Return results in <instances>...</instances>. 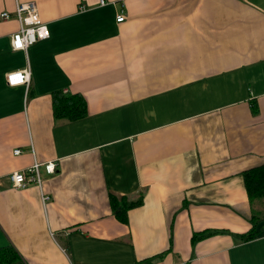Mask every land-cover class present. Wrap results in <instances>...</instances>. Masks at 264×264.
I'll use <instances>...</instances> for the list:
<instances>
[{
	"label": "crops",
	"instance_id": "crops-1",
	"mask_svg": "<svg viewBox=\"0 0 264 264\" xmlns=\"http://www.w3.org/2000/svg\"><path fill=\"white\" fill-rule=\"evenodd\" d=\"M20 1L0 0V247L28 264H264V233L236 236L243 170L264 163V0H35L50 36L14 49ZM55 90L87 115L56 117ZM35 160L43 187H15ZM142 192L121 221L110 194Z\"/></svg>",
	"mask_w": 264,
	"mask_h": 264
},
{
	"label": "trees",
	"instance_id": "trees-1",
	"mask_svg": "<svg viewBox=\"0 0 264 264\" xmlns=\"http://www.w3.org/2000/svg\"><path fill=\"white\" fill-rule=\"evenodd\" d=\"M53 107L56 117L77 119L87 115V100L80 92H64L55 90L53 94ZM244 180L250 202L253 207L251 217L252 226L243 233L236 234L239 240H250L264 233V210L261 207L264 202V163L243 170ZM144 193L138 197L118 196L110 194V202L115 215L121 221H128L130 208L142 204ZM216 230H203L194 234V240L205 237ZM0 264H28L22 254L14 245L0 247Z\"/></svg>",
	"mask_w": 264,
	"mask_h": 264
},
{
	"label": "built area",
	"instance_id": "built-area-1",
	"mask_svg": "<svg viewBox=\"0 0 264 264\" xmlns=\"http://www.w3.org/2000/svg\"><path fill=\"white\" fill-rule=\"evenodd\" d=\"M101 3H105L106 0H100ZM81 8H85L82 4ZM13 14L7 10L2 12V16L5 18L11 17ZM15 15L21 20L19 30L14 32L11 36V43L14 49H27L31 44L40 39H45L50 36V28L48 23L43 21L39 14V6L35 0L20 1L17 5ZM126 18V12L124 10L118 13V21H122ZM31 76V70L29 67H25L18 70L8 72L7 80L10 84H22L29 83ZM22 149L20 147L14 150L15 153H20ZM42 162L35 160L33 164L24 169L14 170L9 174L12 183L17 188H25L30 184H38L43 187L42 176ZM45 168L48 172H55L56 162L54 160H48L45 163ZM50 194L43 192V200L47 202L50 199Z\"/></svg>",
	"mask_w": 264,
	"mask_h": 264
},
{
	"label": "rangeland",
	"instance_id": "rangeland-1",
	"mask_svg": "<svg viewBox=\"0 0 264 264\" xmlns=\"http://www.w3.org/2000/svg\"><path fill=\"white\" fill-rule=\"evenodd\" d=\"M261 207L263 208V210H264V202H263V205H261Z\"/></svg>",
	"mask_w": 264,
	"mask_h": 264
}]
</instances>
